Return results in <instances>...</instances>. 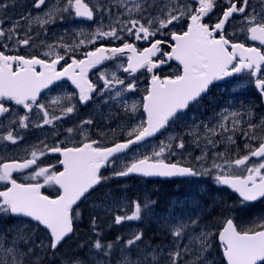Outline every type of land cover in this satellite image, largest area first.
<instances>
[{"label": "snow or ice", "instance_id": "6c2138e0", "mask_svg": "<svg viewBox=\"0 0 264 264\" xmlns=\"http://www.w3.org/2000/svg\"><path fill=\"white\" fill-rule=\"evenodd\" d=\"M119 3L130 18L123 20L122 14L117 13L114 22L105 26L102 14L107 11L111 15V9L92 4L91 0H50V4L47 0H34L33 8L46 7L36 15L23 17L29 21L23 37L17 31L19 21L4 28V20L0 18V142L17 144L24 139L19 130L28 129L30 125L56 127L57 121L77 111L78 104L87 105L93 101L94 94L119 99L130 117L143 113L142 118L127 129V138L110 146L89 136L84 125H91L93 121L88 119L66 129L67 142L33 144L24 149L28 155L22 159L5 161L0 156V222L15 219L13 225L0 230V264H40L42 256L37 255V249L42 254L55 256L79 229L80 202L111 178L104 176L101 170L116 164L122 157L127 159V150L132 145L166 131L190 105L198 104L208 94L214 82L243 74L264 97V0H260L259 11L250 6V0H166L157 15L150 12L144 15L149 8L157 7V0H143L132 8L126 7L125 0ZM7 6L0 3V9ZM133 12L140 14V18H131ZM98 14L101 17L99 26L90 33L81 29L78 35L84 38L73 44L63 43V37L55 44L38 40L42 34L47 35L46 26L57 20L96 21ZM32 25L39 26L43 33L37 31L32 35ZM177 28L178 31L174 30ZM241 35L244 41H240ZM165 36L167 39L158 38ZM126 37L143 41L147 46L138 48ZM103 40L121 43L118 46L101 44L79 52L82 46L96 45ZM246 42H258L259 46H249ZM20 47H46L47 50L39 55L25 56L19 54ZM13 51L17 54H11ZM105 61L117 63L112 68L105 66L99 70L97 78L103 83L98 86L89 78V73ZM173 61L178 62L175 73L160 75L163 66ZM141 70L149 74V83L142 101L129 104L125 95L137 90L138 78L126 82L117 73L122 71L135 77ZM60 81H70L77 91L56 96L48 103L41 102L45 90L55 92L64 87L58 83ZM57 109L58 115L55 114ZM218 115L220 119L215 126L203 125V135L197 131L199 126L194 125L191 132L194 143L199 147L203 139L206 146L216 147L211 137L231 132L232 135L223 140L236 144L235 135L240 131L246 154L236 153L235 158H229L227 151L216 152L211 167L202 166L196 170L166 158V153L175 155L173 144L175 148H185L182 137L170 136L168 142L161 141L151 155L131 159L120 170H114L113 176L212 175L217 185L227 186L238 194L241 208L264 199V136L256 135L258 127L264 128V119L259 124L249 122L244 129L240 113H229L225 109ZM247 115L251 121L253 113L249 111ZM253 141L259 142L253 144ZM49 153L62 157L58 160L60 167L51 163L44 166L39 162ZM253 157L257 162L250 164ZM197 159L207 160V152L202 151ZM14 173H25L26 182L19 181ZM45 187L54 188L55 196L45 194L42 191ZM154 203L134 201L130 213L114 201H101L99 207L105 212H113L114 207L124 212L113 214L112 222L120 225L126 221H140L142 213L147 216L153 211ZM164 222L173 236L172 249L166 252L163 247L152 248L151 245L141 249L138 242H143V231L133 232L127 239L117 236L114 241L106 240L93 215L90 224L95 239L78 244L79 248L87 247L89 259L76 257L70 264H89V261L90 264H112L114 252L120 254L116 264H161L164 255L167 256L164 264H213L206 258L213 236L218 238L226 264H264V220L241 227L233 217L225 216L218 233L205 229L189 233L190 226L198 227L196 219L189 224L173 215L164 218ZM38 232L44 234L39 242L36 240ZM133 250L137 253L135 257ZM185 256L192 258L185 260Z\"/></svg>", "mask_w": 264, "mask_h": 264}, {"label": "rangeland", "instance_id": "374dc122", "mask_svg": "<svg viewBox=\"0 0 264 264\" xmlns=\"http://www.w3.org/2000/svg\"><path fill=\"white\" fill-rule=\"evenodd\" d=\"M99 0H97V2H98ZM138 1L139 0H133V2H130L129 0H125V4H126V7L127 8H132L133 7V5L135 4V3H138ZM166 2V0H157V4L159 3H162V5H160L159 7H157L158 8V10H159V8L160 7H163V5H164V3ZM113 3L114 4H117L118 6H121V4L119 3V0H113ZM250 3H252V5L251 6H254V4H255V2H254V0H250ZM5 4H7V5H10L11 3H9V2H6ZM12 5V4H11ZM145 7H147V5H145ZM110 8V7H109ZM157 8L156 7H154L153 8V10L152 11H156L157 10ZM256 9H257V7H255ZM121 9H123V11L124 12H122L123 14H125V15H127V13H125V7L124 6H121ZM152 8H149V11L151 10ZM31 10H32V12H31ZM35 10V8H32V9H27V10H25V13L26 14H21L20 16H19V20H22L23 18H21V17H27V16H29L28 14H32V15H36L37 13H40V12H42L43 10H39V11H34ZM258 10V9H257ZM31 13H30V12ZM103 14H106V13H103ZM154 14V13H153ZM158 14V11L154 14V15H157ZM132 15L133 16H139L140 17V15L138 14V13H135V12H133L132 13ZM0 16H1V14H0ZM124 16V15H123ZM128 16V15H127ZM107 18H109L110 19V15H107L106 16ZM116 17V16H115ZM6 18L7 19H11L12 20V22H11V24L9 25V26H12L13 25V22H15V21H18L17 19L18 18H12V16L9 14V15H7L6 16ZM104 18V17H103ZM109 19H108V21H109ZM29 22V21H28ZM57 22H59V20H57ZM56 22V23H57ZM63 22H67V27H65L66 28V30L64 31L65 33H67L66 35L65 34H62V35H60L59 37L61 38V37H67V40H66V42H63V43H66V44H73V43H75V42H77L76 41V39H77V36H76V34H73V32H74V30L76 31V32H78L77 34H79V31L81 30V29H79V28H77V29H72V27L71 26H74V25H78L75 21H74V18H66L65 20H63ZM110 23H112V22H110ZM29 24V23H28ZM105 26H107L109 23L108 22H105V23H103ZM64 24H62L61 26H63ZM32 26H34V27H39V26H37V25H32ZM48 27V26H47ZM106 28V27H105ZM72 29V30H71ZM106 30H107V28H106ZM174 30H179L178 28L177 29H174ZM37 31H39L38 29H37ZM87 31V30H86ZM85 31V32H86ZM89 33L90 32H92V29H90L89 31H88ZM23 33H20V36L21 37H23ZM73 36V39H71V37ZM159 38H164V37H159ZM79 39H81V38H79ZM164 39H167V37L165 36V38ZM105 41V40H104ZM106 41H108V40H106ZM114 42H116V44L114 45L113 44V42H109V46H118L117 44L119 43H121L120 41H114ZM55 43H57V41H55V42H50V43H48V44H55ZM90 45H88L87 47H84V46H82L80 49H79V52H81L83 49H88V48H90L89 47ZM39 48H43V47H39ZM38 48V49H39ZM38 49H34V48H31V50L32 51H36V50H38ZM47 50V48L46 47H44L43 48V51H46ZM117 62V61H116ZM116 62H114L113 64H115ZM112 66L113 65H110L109 67L110 68H112ZM170 70H172V71H176L177 70V66L176 65H172L171 66V68L170 69H168L167 71H170ZM122 72V71H121ZM97 77V76H96ZM132 77V76H131ZM134 78H138V79H136V83H137V85L139 84V85H141V89L143 90H141V89H137V91L139 92V95L137 96V98L134 100L135 102H140V101H142V97H143V92H144V89L147 87V85H148V82H149V75L146 73V72H144L143 70L141 71V72H139L138 73V75H136L135 77H132V79H134ZM129 79H131V78H129ZM99 82H100V84L102 85V81H100L99 80ZM248 85H249V83L247 82V81H245V82H242V83H236V84H234L233 86H231L232 88H234V89H239L240 87H248ZM250 89H252V84L250 83ZM48 98H49V95L47 96ZM107 97V95H105L104 96V98H106ZM48 98H46L43 102L44 103H48L49 102V99ZM131 99H132V97H131ZM98 100H99V98H98ZM111 103H112V106L113 105H115L116 103H117V100L115 101V100H111L110 101ZM102 103V102H101ZM50 107H51V105H50ZM110 107H111V105H110ZM230 107H231V112H236V110H235V107H234V104H230ZM97 108V107H96ZM227 108V107H226ZM225 108V109H226ZM110 110H111V108H109ZM223 110V109H222ZM221 110V113H223V111ZM250 110H253L252 108H248L247 109V111H250ZM100 110H98V108H97V110H96V112H94L93 111V113L90 115V116H93V115H96L97 116V114H98V112H99ZM247 111H240V112H238V113H240L241 114V116H243V115H246V113H247ZM230 112V113H231ZM76 114H74V116L75 115H81V116H84L85 117V119H87V116H88V112L86 111V110H80L79 112H75ZM141 112H138V114H140ZM257 112L255 111V110H253V117H252V122L253 123H255V124H259L260 123V121L262 120V119H264V115H259V117L257 116V114H256ZM55 114H59V110L57 109V111L55 112ZM113 117H115V114H113ZM122 117V116H121ZM216 118H219L220 119V116L219 115H217V117ZM216 118H207L206 120H211V119H216ZM242 119V127L244 128V129H247V125H248V123L250 122H245L246 120H247V117H243V118H241ZM82 120H84V119H79V118H75L74 120L73 119H71V123H69V125H68V127H75V125H78L79 124V122L80 121H82ZM130 119L128 118V119H125V121L126 122H128ZM205 120H204V118L202 117L201 119H192V120H190V121H186V120H184V124L189 128V130H188V132L191 134V132L194 130V125H196V126H199V128H198V133L200 134V135H203L204 134V127L202 126V123L204 122ZM138 122V119H136V121L135 122H132L131 123V125L129 126V125H127L125 128L122 126V125H120V126H116L115 128V130H112L111 131V133L114 131L115 133H114V135H111V133L109 134L110 136H111V138L112 137H117V136H119V135H121V136H125V137H127V135H126V133H127V129L129 128V127H131L132 125H134L135 123H137ZM219 121H217L215 124H217ZM118 124H120V123H118ZM115 124H113V126H114ZM213 125H214V123H213ZM46 127V129H47V131L46 132H44V134H41L43 137H45V138H47V137H50V136H52L53 134H55V136L58 134V132L61 130V128H60V125H57L56 124V127H53V126H49V125H46L45 126ZM106 129V127H104V130ZM123 130L122 132H120V131H118V132H116L117 130ZM259 129H261V128H257L256 129V132L259 130ZM125 131V132H124ZM40 131L38 130V129H34L33 130V133H34V135H36L37 133H39ZM224 134L225 133H222V138L224 137ZM192 135V134H191ZM231 135H232V133H231ZM256 135L259 137V135L256 133ZM170 136H174L173 134H170L169 135V137ZM193 136V135H192ZM219 136V135H218ZM214 141L215 140H217L216 141V147H212L211 145H205V141L203 140V139H200V147H201V145L203 144L204 145V147H206L205 149H203V151H206L207 152V156H208V154L210 153V152H212V151H216L217 150V148H219L220 147V143H223V141H219L215 136H212L211 137ZM194 139V138H193ZM235 140H236V144H227L226 143V145H223V146H221L222 148V150L221 151H219V152H225V151H227V153H228V156L230 155V153L231 154H234V157H235V155H236V152H231L230 151V149H231V147L233 146V145H235V146H237L238 144H239V142H240V144H241V146L243 147V145H244V138H243V136H242V134H241V132L240 131H237L236 132V135H235ZM168 142V139L165 141V143H167ZM258 142L259 141H253V144H258ZM34 144H36V145H38L39 144V142H33ZM33 143L31 144V145H33ZM193 145H196L195 143H194V140H193ZM159 143H153V144H150V145H147L146 147H144L143 149H141V150H139V151H137L136 153H134V154H132V158L131 159H133V158H142L144 155H151L152 154V152H153V149L154 148H157V145H158ZM186 144V143H185ZM187 147L188 146H185V148L184 149H180L182 152H184V153H182V154H180V155H183L184 157L185 156H187L188 155V157L189 158H191L192 157V155H193V153H191V152H193V149H191V150H187ZM198 147V146H197ZM173 149H175V145L173 144ZM239 149H240V146H239ZM245 150V149H244ZM175 151V150H174ZM235 151H238V150H235ZM246 151V150H245ZM218 152V151H217ZM216 153V152H215ZM24 154V153H23ZM26 154V153H25ZM28 154V153H27ZM245 153H240L239 152V155H244ZM6 155H8V154H5V156ZM166 155V158L168 159V160H170V159H172L173 157H175L176 156V151H175V155H168L167 153L165 154ZM131 159L129 160L128 159V161H126L125 162V164L126 163H128V162H130L131 161ZM249 163L251 164V163H254V161H252V160H250L249 161ZM121 164V161H119V162H117L116 164H115V170L118 168V166ZM124 164V165H125ZM122 185H123V182L122 181H119ZM151 187V186H150ZM149 190H151L150 188H148ZM112 199H114V202H115V205H123L124 207H125V201H124V197L123 196H121V197H118L117 195H113L112 196ZM109 201H111V198L109 199ZM117 209V208H116ZM171 212L172 211H168L167 212V217H170V214H171ZM124 224H125V222H124ZM11 225H13V224H11ZM8 227V226H7ZM6 228V227H5ZM195 233H198V231H196ZM165 250H167V248L165 247L164 248ZM0 256H2V253H0ZM166 255H164V257H165ZM164 257H163V260H162V262H161V264H164ZM188 260H190V259H188ZM209 261H212L213 262V264H221L220 263V261L218 260V258L217 257H213V258H210V259H208Z\"/></svg>", "mask_w": 264, "mask_h": 264}, {"label": "flooded vegetation", "instance_id": "af4514ba", "mask_svg": "<svg viewBox=\"0 0 264 264\" xmlns=\"http://www.w3.org/2000/svg\"><path fill=\"white\" fill-rule=\"evenodd\" d=\"M0 18L3 19H7L6 16L8 15L5 11L0 9ZM10 20L7 19L6 22H9ZM4 28H9V25L4 26ZM229 31H232V29H229ZM241 41H244V39H241ZM167 50V49H165ZM261 103L263 104V102L261 101ZM113 130V129H112ZM111 130V131H112ZM2 131V130H1ZM111 131H102L99 134L95 135V139H99L102 142L108 141L109 139H111V136L109 135L111 133ZM114 134V131L111 133V135ZM32 138V136H27L24 135V139L22 140V142H26L28 141V139ZM34 141L33 142H41L44 141V143L46 142V138L43 137L41 134L34 136L33 137ZM33 142H26L23 143V149L22 152L20 149H15L14 153H13V158L14 159H22L23 157H27V152L24 151V149L26 148H30L31 144ZM34 144V143H33ZM24 153V154H23ZM26 153V154H25ZM185 160V161H184ZM212 159L208 158L206 161H211ZM175 162H180L182 165L185 164L186 166H191L194 169H197V167L199 165H197V161L195 159H184L183 156L178 157ZM51 164H55L54 162H51ZM196 181L191 180V181H177V182H173L172 183V198L171 201H168L169 206H165L164 210L162 212V215L165 214L166 211L172 210V212L174 213V216L176 219H180L183 220L185 223H189L192 219H196V210H195V204H196V198H197V194L199 196V193L201 194L202 192H197L196 191ZM212 193H214L216 196H220L221 194V187L219 186V188L213 184H209L207 187ZM207 193V192H206ZM208 206L207 204L201 203V210L202 212H206ZM248 218L245 219V221L247 222ZM2 223V222H0ZM248 224V222H247ZM192 227L190 226L188 228L187 231H189ZM79 230V229H78ZM187 240V238L185 239ZM76 243L79 244V239L76 240ZM49 259H53V258H61L60 255H57L56 257H47Z\"/></svg>", "mask_w": 264, "mask_h": 264}, {"label": "trees", "instance_id": "16d2710c", "mask_svg": "<svg viewBox=\"0 0 264 264\" xmlns=\"http://www.w3.org/2000/svg\"><path fill=\"white\" fill-rule=\"evenodd\" d=\"M140 183V182H139ZM136 182V180H134L132 182V185L130 188H128L127 190H124V188L122 190H119V187L117 186L115 193H119V194H130V196L132 198H136L134 200H139L142 196V191L143 190H139L138 189V184ZM167 195H165L163 192H158V199L156 200L157 205L160 204H165L167 201ZM170 196H168L169 198ZM159 200V201H158ZM160 207V206H159ZM225 211L226 213L229 212V209H227L226 206H222L220 208H218V211L215 212L214 214V219L217 220V216L221 215V213ZM221 212V213H218ZM95 215L97 217V222H98V226L99 229L103 232L104 238L105 239H114L117 236H121V237H126V229H125V225H121V226H117L114 224V226H112V224L109 223V219L106 217H103L101 214H94L89 212V214L84 215V218L82 220V222H80V228H79V238L84 239L85 241H88L89 239H95V236L92 233V229H91V218L92 216ZM143 230L145 233V237L146 239L150 240V241H157L158 240V230L154 227V224H152V221H146L143 224Z\"/></svg>", "mask_w": 264, "mask_h": 264}, {"label": "water", "instance_id": "95a60500", "mask_svg": "<svg viewBox=\"0 0 264 264\" xmlns=\"http://www.w3.org/2000/svg\"><path fill=\"white\" fill-rule=\"evenodd\" d=\"M227 78V77H226ZM225 78V79H226ZM150 138V137H149ZM149 138H147V139H149ZM146 139V140H147ZM131 175H134V174H131ZM139 175V174H138ZM142 176V175H141ZM144 177V176H143ZM146 178H149V179H168V178H174V177H146Z\"/></svg>", "mask_w": 264, "mask_h": 264}]
</instances>
